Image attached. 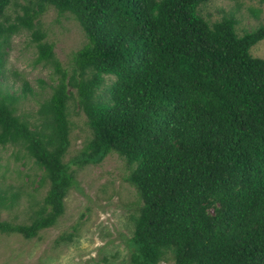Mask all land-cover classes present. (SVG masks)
<instances>
[{
  "label": "trees",
  "instance_id": "obj_1",
  "mask_svg": "<svg viewBox=\"0 0 264 264\" xmlns=\"http://www.w3.org/2000/svg\"><path fill=\"white\" fill-rule=\"evenodd\" d=\"M208 1L29 0L11 22L16 0H0V148L31 160L38 185L48 186L18 224L1 210L17 205L26 184L0 188V234L33 239L63 216L78 187L64 161L71 102L92 135L73 163L115 154L128 168L123 181L137 195L132 264H264V59L250 52L264 28L239 36L232 14L211 23L200 13ZM49 8L84 33L67 67L38 22ZM21 31L54 85L4 86L6 48ZM36 95L32 121L18 105Z\"/></svg>",
  "mask_w": 264,
  "mask_h": 264
},
{
  "label": "rangeland",
  "instance_id": "obj_2",
  "mask_svg": "<svg viewBox=\"0 0 264 264\" xmlns=\"http://www.w3.org/2000/svg\"><path fill=\"white\" fill-rule=\"evenodd\" d=\"M28 3L29 0H16L15 6L8 8L11 22L15 13L21 14V7ZM200 13L211 23L232 14L239 36L264 28V2L209 0L200 7ZM38 22L41 30L47 33L46 40L54 45L57 60L67 67L71 53L85 43L79 24L72 16L59 15L51 8L41 14ZM6 51L8 76L4 86L13 84L9 92L20 93L23 81L35 91L43 87L39 80L48 86L54 85L51 68L33 64L36 49L30 43L29 33L21 31L13 35ZM250 52L253 57L264 59V40L254 45ZM49 90L47 87L46 93ZM105 96L108 97V94L105 93ZM40 100L36 95L20 102L18 112L29 120H35L37 116L34 113ZM68 118L70 145L64 161L69 163L78 187L68 193L64 200V214L53 227L41 231L33 239H26L20 234H0V264H132L128 240L132 235L130 216L136 207L137 195L134 188L123 181L128 168L115 154L96 165L81 167L74 164L73 159L92 135L84 115L78 113L71 102ZM12 153L11 147L0 148V165H3L0 169V188L12 185L16 191L20 183L26 186L16 206L1 210V219L14 224L28 223L31 216L29 201L41 202L48 186L38 185V179L34 178L36 166L31 160H15ZM26 193H33L34 198ZM162 264L174 262L168 258Z\"/></svg>",
  "mask_w": 264,
  "mask_h": 264
}]
</instances>
